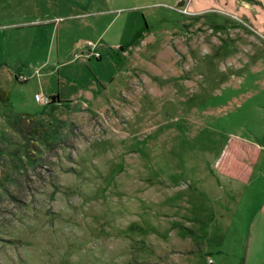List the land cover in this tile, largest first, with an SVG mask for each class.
<instances>
[{
	"label": "rangeland",
	"instance_id": "rangeland-1",
	"mask_svg": "<svg viewBox=\"0 0 264 264\" xmlns=\"http://www.w3.org/2000/svg\"><path fill=\"white\" fill-rule=\"evenodd\" d=\"M0 90V264H264V0H0Z\"/></svg>",
	"mask_w": 264,
	"mask_h": 264
},
{
	"label": "crops",
	"instance_id": "crops-1",
	"mask_svg": "<svg viewBox=\"0 0 264 264\" xmlns=\"http://www.w3.org/2000/svg\"><path fill=\"white\" fill-rule=\"evenodd\" d=\"M242 151L243 155H241L240 158H237L233 153L226 154L227 164L224 172L225 174L230 175L232 176V178H235L236 180H239L241 182L246 180L250 165L257 161L259 157L257 152L246 154L244 147H242ZM223 159L224 156L221 157V160H219V163H217V165H220ZM258 216L261 220H264V214H262V212H259Z\"/></svg>",
	"mask_w": 264,
	"mask_h": 264
},
{
	"label": "trees",
	"instance_id": "trees-1",
	"mask_svg": "<svg viewBox=\"0 0 264 264\" xmlns=\"http://www.w3.org/2000/svg\"><path fill=\"white\" fill-rule=\"evenodd\" d=\"M241 1L248 2L252 0H241ZM0 100L2 103H6L9 100V93L7 91L0 90ZM54 102H58V97L56 95L51 96L49 98L48 103H54Z\"/></svg>",
	"mask_w": 264,
	"mask_h": 264
},
{
	"label": "built area",
	"instance_id": "built-area-1",
	"mask_svg": "<svg viewBox=\"0 0 264 264\" xmlns=\"http://www.w3.org/2000/svg\"><path fill=\"white\" fill-rule=\"evenodd\" d=\"M87 46L89 47H95V45L93 44V43H91V42H88L87 43ZM94 55H95V57L96 58H99L100 57V55L98 54V53H94ZM35 100L37 101V102H41V103H48L49 101H48V99H46V98H42L41 96H39V95H35Z\"/></svg>",
	"mask_w": 264,
	"mask_h": 264
}]
</instances>
